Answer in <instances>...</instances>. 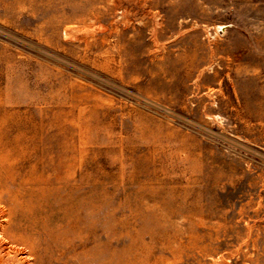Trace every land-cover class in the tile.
I'll list each match as a JSON object with an SVG mask.
<instances>
[{
  "label": "rangeland",
  "instance_id": "374dc122",
  "mask_svg": "<svg viewBox=\"0 0 264 264\" xmlns=\"http://www.w3.org/2000/svg\"><path fill=\"white\" fill-rule=\"evenodd\" d=\"M0 264H264V0H0Z\"/></svg>",
  "mask_w": 264,
  "mask_h": 264
},
{
  "label": "bare ground",
  "instance_id": "6f19581e",
  "mask_svg": "<svg viewBox=\"0 0 264 264\" xmlns=\"http://www.w3.org/2000/svg\"><path fill=\"white\" fill-rule=\"evenodd\" d=\"M104 28V27H103ZM101 29V28H100Z\"/></svg>",
  "mask_w": 264,
  "mask_h": 264
}]
</instances>
